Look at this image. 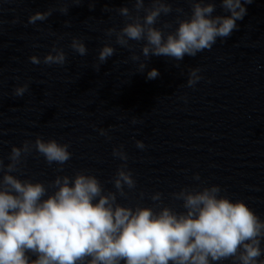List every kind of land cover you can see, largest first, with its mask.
<instances>
[{"label": "clouds", "instance_id": "9594fccd", "mask_svg": "<svg viewBox=\"0 0 264 264\" xmlns=\"http://www.w3.org/2000/svg\"><path fill=\"white\" fill-rule=\"evenodd\" d=\"M72 2L78 5L82 0ZM188 2L192 5L190 17L180 19L183 9H175L178 27L165 34L172 25L156 24L161 15L173 12L171 4L167 0H151V6L145 7V0H133V9H116L125 18L124 26L119 30L109 28L106 35L115 36L116 44L129 50L133 47L130 41H146L141 48L145 60L155 55L180 62L186 55L195 57L211 50L218 38L230 37L238 28L236 22L247 14L244 5L253 0H221L230 16L215 17L213 0ZM59 11L67 14L68 7ZM52 12L53 9L35 12L29 16L28 24L45 21ZM70 47L80 56L87 54L79 38L73 37ZM115 51L110 44H104L98 53L99 63L94 66L97 71ZM131 59L139 61L140 56L133 53ZM29 60L32 64L63 66L67 57L63 49L54 45L43 61L36 55ZM145 67L141 62L139 71ZM200 72V68L189 70L187 87L194 88L203 79ZM158 76L156 69L147 73L148 79ZM28 90L29 85L24 84L16 87L13 95L23 97ZM132 122L137 123L135 119ZM99 132L107 136L106 130ZM135 143L138 149L146 147L143 141ZM33 147L50 165L63 166L72 156L68 144L37 137L34 145L25 141L22 147L13 146L7 165L0 159V264H220L228 260L232 264H264L260 259L264 256V220L245 202H233L220 195L219 185L202 190L186 187L172 193L174 200L183 202L182 212L160 207V192L150 197L160 207L158 212L139 204L135 208L121 205L117 196L127 199L125 188H136L133 174L127 170L128 155L121 146L112 153L125 162L112 180L116 191L105 192L95 175L77 172L71 177L58 175L49 185L55 191L49 194L44 183L21 180L12 174L20 171L22 157ZM194 179L200 180L199 174ZM143 196L141 192L140 198ZM29 253L36 259H31Z\"/></svg>", "mask_w": 264, "mask_h": 264}]
</instances>
